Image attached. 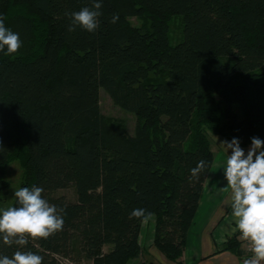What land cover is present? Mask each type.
<instances>
[{
	"label": "trees",
	"instance_id": "trees-1",
	"mask_svg": "<svg viewBox=\"0 0 264 264\" xmlns=\"http://www.w3.org/2000/svg\"><path fill=\"white\" fill-rule=\"evenodd\" d=\"M86 6L0 0L23 42L16 54L0 52V193L19 160L21 187L41 186L65 209L62 231L26 246L43 264H129L152 220L153 246L180 263L208 178L190 181V170L215 160L209 133L242 147L264 139V0H103L95 33L69 32L65 13ZM177 17L183 35L173 45ZM101 89L134 114V134L103 115ZM70 187L77 201L54 195ZM137 208L153 214L147 224L129 219ZM238 235L222 252L245 256ZM16 250L0 243V255Z\"/></svg>",
	"mask_w": 264,
	"mask_h": 264
},
{
	"label": "clouds",
	"instance_id": "clouds-1",
	"mask_svg": "<svg viewBox=\"0 0 264 264\" xmlns=\"http://www.w3.org/2000/svg\"><path fill=\"white\" fill-rule=\"evenodd\" d=\"M90 2L91 7L65 13L71 20L69 32L77 27L89 33L99 29L103 0ZM119 19L118 14H113L111 23L116 24ZM22 45L20 34L7 27L0 14V52L16 54ZM220 145L228 150L221 169L222 182H226L222 187L231 192L230 206L239 233L237 238L246 243L251 253L243 264H264V139L252 136L247 149L235 136L221 141ZM214 163V160L200 159L190 170V181H199L202 175H209L207 170ZM43 192L41 186L20 187L14 190L18 206L0 208V243L17 248L11 256L0 255V264H43V256L26 249V246L29 240H47L62 231L66 214L64 208L50 204L42 196ZM152 215L145 208H137L130 212L129 219L147 223Z\"/></svg>",
	"mask_w": 264,
	"mask_h": 264
},
{
	"label": "crops",
	"instance_id": "crops-1",
	"mask_svg": "<svg viewBox=\"0 0 264 264\" xmlns=\"http://www.w3.org/2000/svg\"><path fill=\"white\" fill-rule=\"evenodd\" d=\"M214 161L205 183V193L187 235V244L181 262L171 261L157 250L153 246V230H149L148 240L144 245L142 244V254L129 264H243L244 256L240 258L231 252H222L227 240L236 235L238 230L235 229L232 213H228L231 204L217 202L222 196L219 186L221 179L218 178L221 176L222 166L215 168L216 156ZM209 183L212 185L208 193ZM150 224H147L148 229ZM243 247L246 249L245 242ZM90 264L93 262L90 261Z\"/></svg>",
	"mask_w": 264,
	"mask_h": 264
},
{
	"label": "rangeland",
	"instance_id": "rangeland-1",
	"mask_svg": "<svg viewBox=\"0 0 264 264\" xmlns=\"http://www.w3.org/2000/svg\"><path fill=\"white\" fill-rule=\"evenodd\" d=\"M130 22L134 26H140L141 20L139 18H130ZM183 35V24L182 20L177 17L174 18L170 23V37L172 44L178 43L182 39ZM264 72V68L261 69ZM260 72V71H259ZM264 74V73H263ZM100 106L103 115L106 118L111 120L117 121L124 125L131 134H134L136 128V117L134 114L124 111L120 106L114 103L111 99L109 94L104 90L101 89L100 91ZM210 142L212 145V151L215 153L217 165L215 168L219 166L224 167V162L226 161L228 150L226 148L221 147L220 142L228 139V137L220 134L209 133ZM249 147V146H248ZM248 147H243L247 149ZM221 168V169H222ZM24 178V170L22 167L21 162L18 160L13 161L10 163L6 168L5 173V181L7 184V188L0 193V208H7L11 207L14 203V190L18 189L22 185V181ZM220 182V194H222L221 198L217 201L219 204H231V192L230 189L223 188L222 186L226 182H222V175L218 176ZM211 183L207 186V192L211 190ZM55 196H64L69 201L75 202L77 201V191L75 187H70L67 189H59L54 193ZM215 203V202H214ZM147 224V223H146ZM154 228V221H151L150 228L148 229L147 225L143 228V235H142V244L144 245L148 240L149 230H153ZM247 246V245H246ZM79 257V255H77ZM80 264H90V260L81 257Z\"/></svg>",
	"mask_w": 264,
	"mask_h": 264
},
{
	"label": "built area",
	"instance_id": "built-area-1",
	"mask_svg": "<svg viewBox=\"0 0 264 264\" xmlns=\"http://www.w3.org/2000/svg\"><path fill=\"white\" fill-rule=\"evenodd\" d=\"M245 251H246V254H245L244 258H250L251 257V253L248 251L247 246H246Z\"/></svg>",
	"mask_w": 264,
	"mask_h": 264
}]
</instances>
